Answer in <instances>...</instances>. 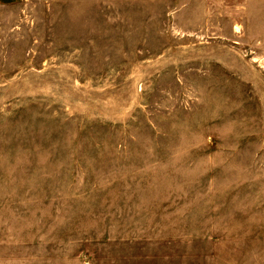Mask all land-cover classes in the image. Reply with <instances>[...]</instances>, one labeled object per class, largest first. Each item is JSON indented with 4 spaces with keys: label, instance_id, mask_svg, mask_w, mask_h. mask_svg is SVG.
Instances as JSON below:
<instances>
[{
    "label": "rangeland",
    "instance_id": "rangeland-1",
    "mask_svg": "<svg viewBox=\"0 0 264 264\" xmlns=\"http://www.w3.org/2000/svg\"><path fill=\"white\" fill-rule=\"evenodd\" d=\"M0 264H264V1L0 6Z\"/></svg>",
    "mask_w": 264,
    "mask_h": 264
},
{
    "label": "crops",
    "instance_id": "crops-1",
    "mask_svg": "<svg viewBox=\"0 0 264 264\" xmlns=\"http://www.w3.org/2000/svg\"><path fill=\"white\" fill-rule=\"evenodd\" d=\"M26 0H0V6H8V5H13V4H18ZM263 2L264 0H256Z\"/></svg>",
    "mask_w": 264,
    "mask_h": 264
}]
</instances>
